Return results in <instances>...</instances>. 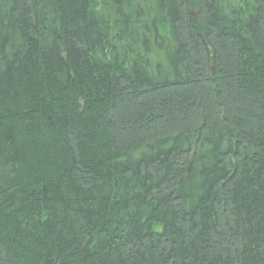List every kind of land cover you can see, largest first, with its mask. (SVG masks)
<instances>
[{"label": "trees", "instance_id": "16d2710c", "mask_svg": "<svg viewBox=\"0 0 264 264\" xmlns=\"http://www.w3.org/2000/svg\"><path fill=\"white\" fill-rule=\"evenodd\" d=\"M0 264H264V0H0Z\"/></svg>", "mask_w": 264, "mask_h": 264}]
</instances>
